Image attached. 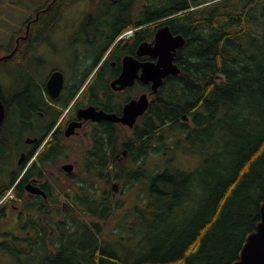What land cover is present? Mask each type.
Listing matches in <instances>:
<instances>
[{
	"label": "flooded vegetation",
	"instance_id": "obj_1",
	"mask_svg": "<svg viewBox=\"0 0 264 264\" xmlns=\"http://www.w3.org/2000/svg\"><path fill=\"white\" fill-rule=\"evenodd\" d=\"M171 19L145 25L150 41ZM142 29V0H44L10 39L0 69V264H63L53 251L95 231L105 238L125 197L133 206L157 174L159 91L173 74L157 91L142 79V63L157 61L139 52ZM126 72L134 78L124 83ZM144 94L141 112L132 104Z\"/></svg>",
	"mask_w": 264,
	"mask_h": 264
},
{
	"label": "trees",
	"instance_id": "obj_2",
	"mask_svg": "<svg viewBox=\"0 0 264 264\" xmlns=\"http://www.w3.org/2000/svg\"><path fill=\"white\" fill-rule=\"evenodd\" d=\"M168 16L186 43L181 72L159 91L158 172L133 206L125 197L105 238L95 231L53 251L63 264H232L261 220L264 0H142V40ZM182 115L192 124L179 125ZM179 148L199 163L180 166L170 157Z\"/></svg>",
	"mask_w": 264,
	"mask_h": 264
},
{
	"label": "water",
	"instance_id": "obj_3",
	"mask_svg": "<svg viewBox=\"0 0 264 264\" xmlns=\"http://www.w3.org/2000/svg\"><path fill=\"white\" fill-rule=\"evenodd\" d=\"M186 38L181 34H173L170 26L161 27L155 35L154 41H145L139 48L140 54L149 55L157 58L156 62H143L142 79L153 81L155 91L158 90L164 79L170 74H179L181 69L175 62L179 47L184 46ZM5 57H1L2 60ZM121 81L127 83L133 80V74L126 72ZM148 104L147 95L142 96L141 101L134 102L132 105L140 107L143 112ZM142 105V107H141ZM139 108V109H140ZM138 109V111H139ZM4 117V106L0 99V124ZM261 220L258 222L254 231L248 233L246 240L240 250L239 257L232 264H264V201L261 203Z\"/></svg>",
	"mask_w": 264,
	"mask_h": 264
},
{
	"label": "rangeland",
	"instance_id": "obj_4",
	"mask_svg": "<svg viewBox=\"0 0 264 264\" xmlns=\"http://www.w3.org/2000/svg\"><path fill=\"white\" fill-rule=\"evenodd\" d=\"M44 3V0H0V57L5 56L8 49L13 47V33H18V29L24 21L33 15L36 9ZM10 42L11 47L8 48ZM6 64L5 60L0 61V69ZM176 162L182 167H194L198 164L200 159L196 155L188 152L182 153L177 149L173 155ZM9 262V260H7Z\"/></svg>",
	"mask_w": 264,
	"mask_h": 264
}]
</instances>
